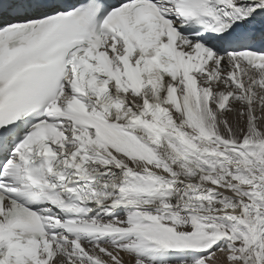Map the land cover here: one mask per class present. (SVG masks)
Wrapping results in <instances>:
<instances>
[{
    "label": "snow or ice",
    "instance_id": "snow-or-ice-1",
    "mask_svg": "<svg viewBox=\"0 0 264 264\" xmlns=\"http://www.w3.org/2000/svg\"><path fill=\"white\" fill-rule=\"evenodd\" d=\"M0 264H264V0H0Z\"/></svg>",
    "mask_w": 264,
    "mask_h": 264
}]
</instances>
